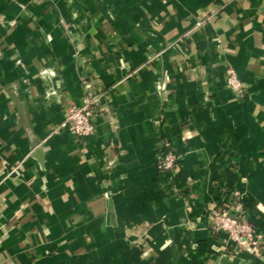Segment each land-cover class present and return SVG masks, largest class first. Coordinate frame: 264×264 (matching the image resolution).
<instances>
[{"label": "crops", "instance_id": "obj_1", "mask_svg": "<svg viewBox=\"0 0 264 264\" xmlns=\"http://www.w3.org/2000/svg\"><path fill=\"white\" fill-rule=\"evenodd\" d=\"M227 191L262 255L214 230ZM0 264H264V0H0Z\"/></svg>", "mask_w": 264, "mask_h": 264}, {"label": "built area", "instance_id": "obj_2", "mask_svg": "<svg viewBox=\"0 0 264 264\" xmlns=\"http://www.w3.org/2000/svg\"><path fill=\"white\" fill-rule=\"evenodd\" d=\"M226 84L233 91L241 93L243 83L236 71L229 68L226 73ZM103 92L85 95L80 103H73L64 109V119L59 128L68 129L75 138H87L94 134V112L102 100ZM157 167L161 171L176 175L179 171V157L172 146L166 142L158 157ZM235 191H227L219 207L214 208V230L224 233L234 245L244 251L262 255L260 234L252 223L243 218L236 208Z\"/></svg>", "mask_w": 264, "mask_h": 264}, {"label": "rangeland", "instance_id": "obj_3", "mask_svg": "<svg viewBox=\"0 0 264 264\" xmlns=\"http://www.w3.org/2000/svg\"><path fill=\"white\" fill-rule=\"evenodd\" d=\"M158 170L160 171V172H164V171H161V169L160 168H158ZM166 173H169V172H166ZM169 174H171V173H169ZM172 175V174H171Z\"/></svg>", "mask_w": 264, "mask_h": 264}]
</instances>
